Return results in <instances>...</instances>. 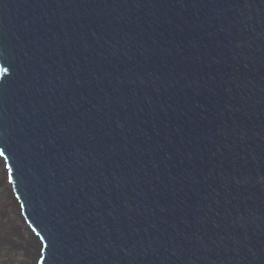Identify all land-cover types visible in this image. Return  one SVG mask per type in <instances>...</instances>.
Instances as JSON below:
<instances>
[{
    "label": "water",
    "instance_id": "obj_1",
    "mask_svg": "<svg viewBox=\"0 0 264 264\" xmlns=\"http://www.w3.org/2000/svg\"><path fill=\"white\" fill-rule=\"evenodd\" d=\"M0 160L33 264H264V0H0Z\"/></svg>",
    "mask_w": 264,
    "mask_h": 264
},
{
    "label": "rangeland",
    "instance_id": "obj_2",
    "mask_svg": "<svg viewBox=\"0 0 264 264\" xmlns=\"http://www.w3.org/2000/svg\"><path fill=\"white\" fill-rule=\"evenodd\" d=\"M6 194L8 195V185L4 181V174H3L2 179L0 180V225H1L0 226V236L3 235L2 243H4V241L6 240L9 242L8 247L10 249L9 252L11 253H9V255L5 253L4 255L5 257H2L0 259V264H7L8 256L10 257V261H11L10 264H19L17 261V255H18L17 252H19L17 251L18 249L17 232L21 231L23 233V225L20 221V217L16 209V203L13 204L14 199L12 201V198H11L12 196H10L9 198L7 197V199L9 200L11 198L10 200L11 203L9 204V202H7L8 200L6 201L5 199ZM8 216H10L12 223L5 219ZM36 253H37L36 249L33 247V254H32V258L29 259V264L34 263L37 257Z\"/></svg>",
    "mask_w": 264,
    "mask_h": 264
},
{
    "label": "bare ground",
    "instance_id": "obj_3",
    "mask_svg": "<svg viewBox=\"0 0 264 264\" xmlns=\"http://www.w3.org/2000/svg\"><path fill=\"white\" fill-rule=\"evenodd\" d=\"M3 174H4V181L8 185V195L7 194H6L7 196L5 195V199H6V201L8 200L7 202H9V204H10L11 203L10 200L12 198V201H13L14 196L12 193L11 184L9 183V181H7L6 169L4 167V164L0 160V180L2 179ZM10 196H12L10 198V200L7 199V197L9 198ZM14 203H15V201L13 202V204ZM9 218H10V216L6 217L5 219L12 223L11 218L10 219ZM20 221L23 225V233L21 231H20L21 233L19 231L17 232V235H18V249H17V251H19V252H17L18 253L17 261L19 264H29V259L32 258V254H33V247L36 249V252H37V246L35 245V242L32 240L31 235L29 233L30 231H29L28 227L25 225L24 219L22 217L20 218ZM2 241H3V235L0 236V259L2 257H5L4 256L5 253L7 255H9V253H11V252H9L10 249L8 247L9 242L6 240V241H4V243H2ZM3 252H4V254H3ZM36 255H37V253H36ZM7 259H8L7 264H10L11 263L10 257L8 256Z\"/></svg>",
    "mask_w": 264,
    "mask_h": 264
}]
</instances>
